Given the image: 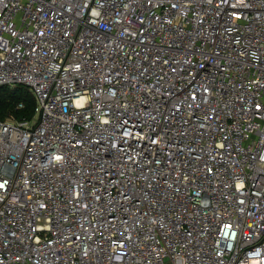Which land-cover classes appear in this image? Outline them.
Instances as JSON below:
<instances>
[{"label": "built area", "instance_id": "2783aa9c", "mask_svg": "<svg viewBox=\"0 0 264 264\" xmlns=\"http://www.w3.org/2000/svg\"><path fill=\"white\" fill-rule=\"evenodd\" d=\"M16 85L0 264H264V0H0Z\"/></svg>", "mask_w": 264, "mask_h": 264}, {"label": "trees", "instance_id": "16d2710c", "mask_svg": "<svg viewBox=\"0 0 264 264\" xmlns=\"http://www.w3.org/2000/svg\"><path fill=\"white\" fill-rule=\"evenodd\" d=\"M23 103L19 108L18 104ZM35 99L31 91L24 85L13 87L0 86V120L14 118L30 120L34 116Z\"/></svg>", "mask_w": 264, "mask_h": 264}]
</instances>
